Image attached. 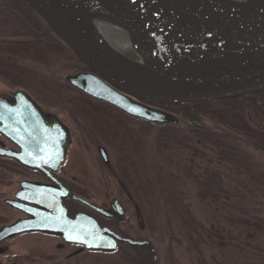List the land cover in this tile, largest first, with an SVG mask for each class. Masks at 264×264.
I'll return each instance as SVG.
<instances>
[{"label":"water","instance_id":"water-1","mask_svg":"<svg viewBox=\"0 0 264 264\" xmlns=\"http://www.w3.org/2000/svg\"><path fill=\"white\" fill-rule=\"evenodd\" d=\"M88 72L65 77L70 88L123 115L154 126L205 128L163 110L255 96L264 92V0H23ZM124 34L131 56L112 46L104 32ZM0 136L17 151L0 148V158L49 179L22 181L9 208L25 218L0 228L2 244L18 236L57 237L84 252L111 254L119 244L153 245L101 228L95 217H70V199L105 219L122 223L126 211L113 198L108 208L69 194L54 175L71 145L69 130L23 91L0 96ZM108 162L103 149L99 151ZM73 239H69V236ZM78 237V239H77ZM83 241H87L86 243ZM111 245H115L112 247Z\"/></svg>","mask_w":264,"mask_h":264},{"label":"rangeland","instance_id":"rangeland-1","mask_svg":"<svg viewBox=\"0 0 264 264\" xmlns=\"http://www.w3.org/2000/svg\"><path fill=\"white\" fill-rule=\"evenodd\" d=\"M4 1L10 4L12 10L30 18L16 0ZM0 16L4 15L1 13ZM4 17L9 18L10 15ZM16 24H5L0 19V46L2 43L30 39L31 34L25 28L22 37L16 36ZM12 59L18 66L31 69L53 84H66L65 77L81 69L80 63L65 60L57 54L29 53L13 56ZM17 91L26 93L44 112L56 115L68 128L72 142L59 177L71 191L99 207H106L116 198L126 210V217L122 223L105 221L80 204L66 202L69 213H89L100 225L120 236L149 241L156 252L158 264H201L195 253L190 251L181 221L172 213V200H178L182 206H188L196 220L218 238L210 235L211 232L201 234L199 250L205 264H264V180L259 178L264 176L263 151L254 149L238 135H230L229 142L240 148L246 159L243 167L247 170L240 171L227 163L218 162L209 147L201 144H192L196 153L194 150L162 147L157 142L162 127L147 126L141 121L125 118L121 120L131 133L125 138L124 132L117 129L107 133L72 113L56 97L0 69V96ZM105 111L114 115L116 122L120 119L112 110L105 108ZM244 118L253 128L264 129L263 117L256 118L251 111H246ZM198 121L196 124L205 129L214 125L212 119L201 115ZM165 132L171 134L173 131L166 129ZM184 135L186 133H179L177 137ZM126 139L132 141L131 148L127 146L129 142ZM100 149L106 153L107 164L100 156ZM189 172L197 177L218 173L225 182V195L218 203L200 201L197 187L188 177ZM22 181H43V178L0 160V228L23 217L4 204L5 200L14 199ZM60 244L62 242L55 237L39 234L18 236L3 243L7 253L0 256V264L150 262L144 249L143 255L137 248L127 245H121L113 254L84 252L68 259L77 248L66 245L59 249L57 246Z\"/></svg>","mask_w":264,"mask_h":264},{"label":"trees","instance_id":"trees-1","mask_svg":"<svg viewBox=\"0 0 264 264\" xmlns=\"http://www.w3.org/2000/svg\"><path fill=\"white\" fill-rule=\"evenodd\" d=\"M20 1L28 11L32 13L39 24L44 26L27 5L22 0ZM2 21L6 23V20L2 19ZM21 29L20 27L17 28L15 33L18 32L22 35L23 30ZM29 53H33L34 55L43 53H47V55L57 54L65 60L79 63V60L73 55V53L54 35L49 36L48 40L43 41L38 40L37 37L31 36L29 40L24 42L2 43L0 46V69L14 74L20 79H25L43 93L56 97L62 104L66 105L72 113L92 122L93 124H91L93 126L96 125L95 127L98 129L102 128V130L107 133H111L112 130L116 132L115 129H117L118 131L124 132V138L125 135L131 133L130 130L125 128L124 123L121 120L127 118L126 116L117 112L120 119L117 122H112V119L111 117H108L107 112L105 111L106 107L103 104L85 97L79 92L71 89L66 84L61 85L50 83L31 69L18 66L12 59L13 56H24ZM163 109L184 118L191 125L199 122L198 119L200 115L212 119L214 125L211 126V128H206V130H200L188 126H162V130L158 132L159 136L157 137V142L162 145V147L168 149H173V147H175L193 151L192 144H201L203 147H209V150L212 151L218 162L227 163L240 171L247 170V168L243 167V163H245L246 159L242 150L229 142L230 135H238L252 145L254 149L264 152V129L259 130L253 128L244 118V113L246 111H251L256 118H264V92L255 96L235 100H224L171 108L163 107ZM95 118L99 120L94 121ZM127 119L132 120L130 118ZM103 120L106 121L105 124L103 123ZM133 121L136 122V120ZM141 123L151 126L144 122ZM166 129L173 132L171 134L166 133ZM179 133H186V135L182 138H178L177 135ZM126 137L129 138V136ZM126 140L129 142L127 143V146L131 148L132 146L130 142L132 141L130 139ZM193 152L196 153L195 150ZM189 174V179L192 181L193 185L197 187L198 199L200 201L218 203L220 197L225 195V182L218 173H212L210 175L202 174L200 177H197L196 175L193 176L192 172H189ZM259 178L260 180H264V176ZM172 201V213H174L175 216L177 215L178 219L181 221L185 236L189 242L190 251L195 253L201 264H205L202 261L203 257L199 250L201 242L200 238L202 233L210 234L211 231L204 228V226L196 220L188 206H182L178 200ZM210 235L214 236L212 232ZM214 238L218 240L216 236H214ZM143 249L150 257L149 264H152L151 255L146 248L137 250H140L141 254L144 255ZM139 257L146 260L142 255H139Z\"/></svg>","mask_w":264,"mask_h":264},{"label":"flooded vegetation","instance_id":"flooded-vegetation-1","mask_svg":"<svg viewBox=\"0 0 264 264\" xmlns=\"http://www.w3.org/2000/svg\"><path fill=\"white\" fill-rule=\"evenodd\" d=\"M16 3L18 4V5H20V7L22 6V10L24 11H27L28 13H27V15L30 17L29 19H27L26 17H23L22 15H20L17 11H14V10H12L11 9V6H10V4L9 3H7V2H5L4 0H0V10H2V14L4 15V16H7L8 17V15H10V17L9 18H5L4 16H2V17H0V19L2 20H6V23L5 24H8V23H17L16 24V27H17V25H18V27H20V29L21 30H23V28H25L26 30H28L29 32V34H31V36H34V37H37L38 38V40H41V41H43V40H48V38H49V36H51L52 35V33L45 27V26H41L40 24H39V22L34 18V16L32 15V13L31 12H29L28 11V9L24 6V4L20 1V0H16ZM4 11V12H3ZM3 22V21H2ZM4 23V22H3ZM17 27V28H18ZM16 34V36H18V37H22V35H20V33H15ZM80 66H81V69L79 70V72H77V73H80V72H88V70L80 63ZM3 97H6V98H9V97H11V94L10 95H7V96H3ZM101 104H103L106 108H108L109 110H112V112H114V113H117L118 111H116L115 109H111V107L109 106V105H106V104H104V103H101ZM108 115V114H107ZM108 117L110 118L111 117V119H112V122H114L115 120H116V118H114V115H108ZM70 136H71V134H70ZM0 148H3V149H5V150H10V151H17V148L13 145V144H11V142L10 141H8L7 139H5L4 137H2V136H0ZM69 150V149H68ZM68 150H67V155H68ZM101 150V149H100ZM67 155H66V158H65V161H64V163L66 162V160H67ZM0 160H3V161H6V162H8V163H10V164H13V165H17L18 167H20L22 170H25L26 172H31V173H34V174H38L39 176H41L42 178H43V181H32V182H38V183H42V184H46V185H52V183L49 181V179H47L46 177H44L43 175H41L40 173H38V172H35V171H30V170H28V169H25V168H23L22 166H20L16 161H14L13 159H10V158H0ZM107 164V163H106ZM62 167V166H61ZM61 167L59 168V171L54 175V177L59 181V183H61L65 188H67L68 189V191H69V194H73V195H76V194H74L72 191H71V189L69 188V186L66 184V182L61 178V177H59V174L61 173ZM19 189V188H18ZM18 191V190H17ZM16 191V192H17ZM76 196H78V195H76ZM80 197V196H79ZM66 202H73V203H75L76 205H78L76 202H74V201H72V200H70V199H65L64 201H63V203H64V206L66 205ZM108 205H109V203H108ZM108 205L106 206V207H102V208H107L108 207ZM66 207V206H65ZM67 208V207H66ZM68 210V209H67ZM90 212V211H89ZM19 213H21V212H19ZM68 213H69V211H68ZM77 213H79V212H76V213H69V215L71 216V217H73L75 214H77ZM91 213V212H90ZM22 214V213H21ZM92 215H94V214H92ZM22 218H25V215L24 214H22ZM94 216H96V217H98V218H100V219H103V220H105V221H110V222H114V221H112V220H108V219H105V218H103V217H101V216H97V215H94ZM22 218H20V219H22ZM98 222V224H99V226L101 227V228H103L104 226H102V225H100V223H99V221H97ZM119 235V234H118ZM58 239V238H57ZM120 246L121 245H119L118 246V248L120 249ZM65 246H62L60 249H62V248H64ZM4 249H5V253L4 254H6L7 253V248L6 247H3ZM2 256V255H1ZM68 259H69V256H68Z\"/></svg>","mask_w":264,"mask_h":264},{"label":"bare ground","instance_id":"bare-ground-1","mask_svg":"<svg viewBox=\"0 0 264 264\" xmlns=\"http://www.w3.org/2000/svg\"><path fill=\"white\" fill-rule=\"evenodd\" d=\"M107 41L114 46L120 53L131 56V47L127 37L124 34L117 32H104L103 34Z\"/></svg>","mask_w":264,"mask_h":264},{"label":"snow or ice","instance_id":"snow-or-ice-1","mask_svg":"<svg viewBox=\"0 0 264 264\" xmlns=\"http://www.w3.org/2000/svg\"><path fill=\"white\" fill-rule=\"evenodd\" d=\"M69 239H73V237L70 235L69 237H68ZM77 239H78V237H77ZM83 242H87V241H83ZM112 247H115V245H111Z\"/></svg>","mask_w":264,"mask_h":264}]
</instances>
